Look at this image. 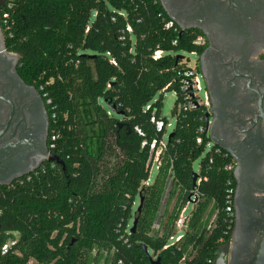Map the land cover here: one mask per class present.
Segmentation results:
<instances>
[{"label": "trees", "instance_id": "16d2710c", "mask_svg": "<svg viewBox=\"0 0 264 264\" xmlns=\"http://www.w3.org/2000/svg\"><path fill=\"white\" fill-rule=\"evenodd\" d=\"M7 14L8 49L20 56V75L51 102L49 140L59 134L53 153L64 165L45 164L0 187V264H214L231 177L199 132L203 110L180 108L179 53L197 52L196 36L180 38L156 0H5L2 20ZM168 90L178 98L174 136L150 182L151 144L165 133L151 118L168 122L153 100ZM206 151L194 188L193 164ZM170 182L175 202L156 230ZM196 191L184 238L171 245ZM211 207L216 217L206 231Z\"/></svg>", "mask_w": 264, "mask_h": 264}, {"label": "flooded vegetation", "instance_id": "af4514ba", "mask_svg": "<svg viewBox=\"0 0 264 264\" xmlns=\"http://www.w3.org/2000/svg\"><path fill=\"white\" fill-rule=\"evenodd\" d=\"M0 7V187L54 155L41 89L19 72ZM183 36H196L198 96L211 151L228 163L231 211L218 264H257L264 243V0H156ZM202 93V94H201Z\"/></svg>", "mask_w": 264, "mask_h": 264}, {"label": "built area", "instance_id": "2783aa9c", "mask_svg": "<svg viewBox=\"0 0 264 264\" xmlns=\"http://www.w3.org/2000/svg\"><path fill=\"white\" fill-rule=\"evenodd\" d=\"M8 7L11 8L12 4H8ZM3 24L5 31L8 32L11 30V25L9 23V15H4L3 18ZM168 27H172L171 23H169ZM128 31L132 32V29L128 27ZM196 52L191 53V55H195ZM162 55V52H156L155 53V59H158ZM190 60L186 59L185 57L183 58V63L186 64V69L184 71L178 72V76L181 78L180 82V92L183 96V102L180 105V108L183 107L184 110H192L195 108H198V105L201 103L199 100L198 96L200 95V92H202V83L200 76L196 73V69L194 66L189 65ZM175 94L177 95V91H174ZM45 97V96H44ZM50 100L47 101V104H50ZM151 122L155 125L157 133H162L165 130V133L161 139H155L152 144H151V156H152V165L151 169L154 164H156L157 171L161 166V155L162 153L167 149L168 141H169V136L174 133L173 132L168 136V140H165L166 134L168 127H170V124L167 122L165 123L162 120H157L155 116L151 118ZM175 128V127H174ZM199 132L201 134H205V127H201ZM140 134H142L139 131ZM143 135V134H142ZM59 139V134L56 132H53L51 136V142H50V148L55 149L56 146V141ZM203 138L199 137L198 138V143L202 144ZM207 149L211 150L210 144L208 143ZM199 177V172L197 173ZM199 179V178H198ZM196 182V185H199L201 182V179H199ZM171 184V182L169 183ZM171 186V185H170ZM199 200V193L196 191L194 195L191 198V201L187 204V206L183 209L182 214L180 216V219L177 222L176 229H177V234L175 237L171 238V245H175L176 243L180 242L184 238V233L187 228V219L184 220V213L187 209V207L190 204H193L196 206L197 202ZM231 192H227V212L231 211ZM163 209V207H161ZM165 209V208H164ZM162 216H160V219L157 220L155 224V229L157 230L160 225H161V220ZM131 227V226H130ZM15 245L14 241H11L8 245L4 246L3 252L7 253L8 250ZM168 248V246L166 247ZM184 261V259H183ZM118 264H123L122 261L118 262Z\"/></svg>", "mask_w": 264, "mask_h": 264}, {"label": "rangeland", "instance_id": "374dc122", "mask_svg": "<svg viewBox=\"0 0 264 264\" xmlns=\"http://www.w3.org/2000/svg\"><path fill=\"white\" fill-rule=\"evenodd\" d=\"M179 55L185 57L186 59H189L190 60L189 65H191V66L195 65V62H196V56L195 55H191L188 52H181V53H179ZM159 100H161L162 106H163L162 107V117L165 118L168 121V123L170 124V127H168L167 134L165 137V140L167 141L168 136L173 132L174 127L176 125L175 110L177 107L178 98H177L175 92L168 90L166 92L158 93L155 96L153 102H156ZM207 151H209V150L207 149ZM207 151L204 152L203 155L198 160H196V162H194L193 168H194L195 173H198L200 171L201 162L204 159V157L206 156ZM157 173H158L157 167H156V164H154L152 169H151L150 182H152L156 178ZM170 185L171 184H169V186L165 192L163 202H162L163 209L161 208L158 219H160V216H162L164 214L166 208L169 211H171L173 208L175 198L170 197V193L173 190L172 185L171 186ZM138 204H139V201H137V203L134 207L135 210L138 207ZM193 209H194L193 204H190L187 207V209L184 213V220L187 219L188 216H190ZM215 217H216V212L214 211L213 207H211L208 211V214L205 217L204 222H203V228H205L206 231H209L213 227V222L215 221ZM132 223H133V221H131V223H130L131 227H132ZM149 253H150V255H153L152 251H150ZM30 264H35V263L31 262Z\"/></svg>", "mask_w": 264, "mask_h": 264}, {"label": "water", "instance_id": "95a60500", "mask_svg": "<svg viewBox=\"0 0 264 264\" xmlns=\"http://www.w3.org/2000/svg\"><path fill=\"white\" fill-rule=\"evenodd\" d=\"M2 1H3V0H0V7L2 6ZM179 37H181V34L179 35ZM179 57L184 58L183 56H179ZM173 136H174V133H172V134L169 136V139L172 138ZM49 162H54V163H57V164H59V165H64V162H63L59 157H57V156H55V155H51V156L49 157ZM29 174H30V173H28L27 175H29ZM197 179H198V175L195 174V175H194V179H193V187H194V188H196V182H197ZM191 198H192V196L189 198L190 201H191ZM141 201H142V200H141ZM140 209H141V206H139V210H140ZM137 222H138L137 219H135L134 222H133L132 229H131L132 232H135L136 227H137ZM145 250H146V252L148 253L147 247H145ZM148 256L150 257L149 254H148ZM150 258H151V257H150ZM151 260H152V264H160V260H159V259H157V260H153V259L151 258ZM217 261H218V259L214 261V264H218ZM257 264H264V243H263V245H262V249H261L260 256H259V258H258Z\"/></svg>", "mask_w": 264, "mask_h": 264}]
</instances>
